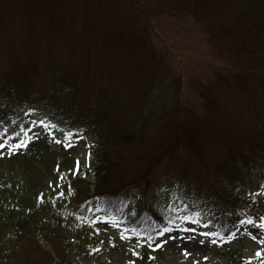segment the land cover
<instances>
[{
	"label": "trees",
	"instance_id": "1",
	"mask_svg": "<svg viewBox=\"0 0 264 264\" xmlns=\"http://www.w3.org/2000/svg\"><path fill=\"white\" fill-rule=\"evenodd\" d=\"M233 1L147 0L148 4L142 5V0H0V54L7 61L0 75V143L23 141L30 117H39L65 140L71 133V143L81 136L89 139L95 178L91 189L85 180L89 172L80 166L74 174H63L59 194L31 195L0 175V264H76L70 261V254L73 252L74 258L81 254L78 245L85 246L83 242L89 236L86 228L93 227L92 220L99 212L117 218L127 232L137 237L139 245L147 241L153 246L157 230L182 226L186 221L192 223L181 219L186 215L198 221L218 219L214 238L219 243L227 244L235 235L255 236L259 243L264 241V228L254 226L261 222L264 211L252 204L264 192L263 169L256 171L261 176L259 189L252 193L247 205L233 196V188L246 185L245 175L252 169L251 156L257 154L264 159V130H258L255 137L238 134L243 140L228 148L216 167L217 174L220 173L218 184L227 191V197L206 189L204 183L197 182L189 189L194 210L186 204L161 205L157 189L134 192L141 179L147 182L151 168L164 152L154 153V157L147 155V159L131 158L124 148L151 134L153 130L146 128V122L153 123L154 128L169 122L170 133L178 130L177 137L170 138L175 142L173 148H168L171 151L182 139L194 147L195 136L198 137L193 121L190 129L185 119L186 112L174 110L163 119L157 89H147L143 94L141 73L154 56L145 38L151 19L162 15L192 19L205 31L213 52L227 63L231 74L228 83H233L241 93L251 88L264 92V11L251 6L229 11L227 6ZM257 2L259 8L264 7V0ZM72 29L78 36L73 39ZM6 30L13 33L9 39L1 37ZM79 42L94 50V68L89 67L88 52L72 49ZM131 67L136 71L132 86L141 92L143 105L129 129L122 126L123 105L106 84L115 71L119 74ZM87 93L92 97H87ZM204 105L210 116L222 120L213 97H207ZM177 119L178 123L172 124ZM143 163V177H125L127 171L130 174L143 168ZM182 181L179 176L174 177L175 188L181 191ZM229 219L232 223L228 224ZM248 219L254 224L241 223ZM64 227L66 234L61 230ZM42 240L49 241L51 252L41 247ZM62 242L67 255L60 252ZM29 246L40 254L38 260L28 253ZM131 246L133 253L140 254V264H156L153 254L141 245ZM262 260V253L255 259L236 256L233 264H262Z\"/></svg>",
	"mask_w": 264,
	"mask_h": 264
},
{
	"label": "rangeland",
	"instance_id": "2",
	"mask_svg": "<svg viewBox=\"0 0 264 264\" xmlns=\"http://www.w3.org/2000/svg\"><path fill=\"white\" fill-rule=\"evenodd\" d=\"M258 0H234L227 9H239L240 6H251L253 10L264 11V7L259 8ZM146 5L147 0L141 2ZM78 27V24H74ZM67 27H71L67 25ZM77 29V28H76ZM75 30V29H72ZM68 30L66 32L72 31ZM148 33L145 38L149 40L153 53V61L143 70L142 83L143 94L147 89H157L159 101H161V113L163 119L170 112H186L185 119L192 129L191 122L194 123L195 136L194 147L187 144L182 139L175 149V142L171 137H177L179 132L175 130L170 133L169 122L161 123L156 128L152 123L146 122L148 129H152L150 135L142 140L135 139L124 146L126 154L131 158L147 159V155L164 152L158 163H154L146 179H141L136 187V191H146L147 189H157L156 196L161 205L171 203L174 206L189 205L194 210L191 202L193 194L190 188L197 182L204 183L206 189L227 197L226 190H221L218 184V167L224 157L225 151L233 146H238L242 136H258V130H264V92L249 89L247 92H239L230 80V72L224 59L219 58L212 50V44L206 40L205 31L192 19L175 18L169 16H159L158 19L148 21ZM65 32V33H66ZM13 33L6 30L1 37L11 38ZM78 37L76 30L71 39ZM82 39V37H81ZM72 49L76 51L88 52L89 67L97 66L96 56L92 48H87L85 44L79 42ZM18 53V52H17ZM22 58V56L20 57ZM7 65L6 59L0 54V75ZM136 76L134 68H129L125 72L115 71L106 86H110V93L124 107L122 126L132 129L136 112L142 109L141 92L137 86L133 87L132 80ZM226 85L228 86L226 88ZM38 86V85H37ZM92 97L87 93V97ZM207 97H213L221 111L222 120L219 117L210 116L207 113L205 102ZM39 117L31 116L26 129L22 135L23 141H27L26 146L9 151L11 145L20 142L9 140L1 142L5 144L0 148V175H5L8 179L20 185L21 189L28 194H41L43 192H57L63 182V174L75 173L78 167L82 166L89 172L86 181L92 189L95 178L92 174V149L89 139L81 136L77 141L72 142L71 147H66L65 138L56 130L44 128ZM163 122V120H162ZM178 119L172 124H177ZM47 124V123H46ZM160 127V128H159ZM191 130L190 133H192ZM233 132V133H232ZM143 134H146L143 132ZM184 137V136H183ZM62 143H56V141ZM34 157L30 158L29 155ZM251 172L245 175V186L233 188V196L245 203L251 200L252 193L258 190L260 183L257 170L263 169L264 159L259 155H252L250 162ZM143 168L139 167L130 172L127 171L125 177L128 179L143 177ZM242 169V168H241ZM245 171V170H244ZM143 173V175H142ZM245 172L241 173L244 177ZM142 175V176H138ZM179 176L183 181V191L175 188L174 177ZM162 187L161 190L158 187ZM191 186V187H190ZM249 187V189H246ZM185 197V199H182ZM66 199V197H64ZM254 205L264 211V192L258 194ZM204 207L206 205L204 204ZM206 209V208H205ZM130 205L128 211L133 212ZM219 220L201 219L197 224L186 221L184 225H173L171 231L157 235L163 230L155 231L156 242L149 247L147 241L140 244L148 254H153L156 264H233V259L240 256L243 259H255L256 253H262L264 262V245L253 240L249 235H235L228 240V243H212L214 236H204L202 233L215 232ZM227 223H232L229 219ZM93 227H87L89 232L86 242L94 248L88 249L81 246V254H70V261L76 264H140L138 256L134 255L132 246L138 244L137 237L125 230V226L117 218H110L102 212L96 214L92 220ZM195 231H192V230ZM64 234L67 230L61 229ZM127 237L121 239V235ZM89 238V239H88ZM204 243H200V241ZM159 243L161 247L156 248ZM96 246V247H95ZM41 247L45 251H52L48 240L41 241ZM87 248V249H86ZM60 252L67 255L65 242L59 246ZM158 250L159 252H155ZM188 255L185 256L184 253ZM30 256L38 260L34 247H28ZM91 254V255H90ZM207 257V259H205ZM70 262V263H71Z\"/></svg>",
	"mask_w": 264,
	"mask_h": 264
},
{
	"label": "snow or ice",
	"instance_id": "3",
	"mask_svg": "<svg viewBox=\"0 0 264 264\" xmlns=\"http://www.w3.org/2000/svg\"><path fill=\"white\" fill-rule=\"evenodd\" d=\"M40 124H41L44 128H48V127H49V125L46 124L43 120L40 121ZM52 127H55V125H52ZM71 139H72V137H71V133L67 134V137H66L67 143L65 144L66 147H71V146H72V144H71ZM56 143H62V141L57 140ZM26 144H27V141H21V142L18 143V144L11 145L10 148H9V151L11 152L12 150H14V149H16V148L24 147V146H26ZM4 147H5V144H0V148H4ZM78 165H79V162L77 161V168H78ZM194 215H198V213H197V214H194ZM181 219H183V220H191L192 223H198V222H199L198 220L192 219V216H187V215H186V216H183ZM260 221H261V222H260L259 224H256V225H254V226L259 227V228H264V217H261V218H260ZM245 222L248 223V224H254V222H253L251 219H248L247 221H242L241 223H245ZM169 223H171V221H169ZM169 231H171L170 228H169V229H164L162 232L157 233V235H161V236H162V235L164 234V232H169ZM192 231H195V230L193 229ZM202 235H204V236H206V237H207V236H216L217 233H215V232H205V233H202ZM126 238H127V237H125L123 234L121 235V239H126ZM252 239L255 240L256 237L253 236ZM149 240H151V237H149ZM200 243H204V241L202 240V241H200ZM212 243H213V244H216L217 241H216V240H212ZM261 243H264V241H261ZM139 246H140V245L137 244V247H139ZM148 246H149V247H152L151 244H149ZM155 247H156V248H159V247H161V244L157 243V244L155 245ZM133 254H134V255H138V253H133ZM184 255L187 256L188 253L185 252ZM256 255H257V256H260L261 253H260V252H257ZM149 259H152V257H149ZM205 259H207V257H205ZM262 264H264V262H262Z\"/></svg>",
	"mask_w": 264,
	"mask_h": 264
}]
</instances>
